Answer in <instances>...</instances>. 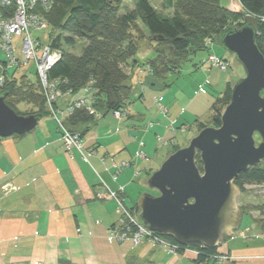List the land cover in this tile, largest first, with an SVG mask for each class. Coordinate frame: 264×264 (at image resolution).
Returning <instances> with one entry per match:
<instances>
[{
    "label": "crops",
    "instance_id": "crops-1",
    "mask_svg": "<svg viewBox=\"0 0 264 264\" xmlns=\"http://www.w3.org/2000/svg\"><path fill=\"white\" fill-rule=\"evenodd\" d=\"M208 52L227 59L214 43L209 51L184 64L175 73L177 79L188 72L206 77L205 86L218 85V76H213L215 67L199 65ZM143 78L137 79L135 91V98L141 100L145 98L139 88L144 85ZM170 93L165 92V97L155 96L163 99L168 114L154 101L157 113L155 107L146 113L142 109L129 112L128 108L127 115L120 119L110 114L99 118L97 125L82 138L88 161L78 150L73 156L68 154L61 130L51 115L42 117L30 132L0 137V264H60L61 260L75 264H130L131 261L197 264V256L191 251L174 254L152 241L136 246L130 240H110L109 230L117 220V203L108 198L103 184L113 191L123 187L127 203L133 176L139 171L147 174L153 170L155 165L149 155L155 144L149 131L155 127L153 120L160 121L161 116L162 123L155 131L157 136L165 130L164 125L168 131L173 120L177 124L176 118L184 112L167 98ZM72 97L67 99L77 96ZM173 113H176L174 117ZM165 118H172L171 123ZM150 123L153 126L146 128ZM143 137L148 138L149 147L142 142ZM169 141L173 145L176 140ZM144 149L147 158L136 157L137 151ZM121 161H130L131 165L116 174V165ZM250 236L252 240L246 250L264 256V235ZM227 248L234 256L245 254L243 248L232 250L229 245Z\"/></svg>",
    "mask_w": 264,
    "mask_h": 264
},
{
    "label": "trees",
    "instance_id": "trees-1",
    "mask_svg": "<svg viewBox=\"0 0 264 264\" xmlns=\"http://www.w3.org/2000/svg\"><path fill=\"white\" fill-rule=\"evenodd\" d=\"M53 1L52 7L44 15L48 26L53 29L51 35L55 34L50 42L54 48L62 51V58L50 69L48 76L50 80L57 81L64 92V97L54 105L65 110L79 96L88 94L91 96L90 105L101 115L98 117L82 106L75 107L73 112L64 117L66 127L79 134L81 140L104 115L115 117V111L121 112L122 117L127 115L136 91L133 83L135 76H143L142 83L150 86L155 84L159 88H168L171 86L165 81L168 75L180 72L184 64L209 51L212 42H220L228 28L253 24L257 32L256 44L264 55V0H237L239 10L224 5L223 0H166L161 10L152 0H133L131 9H124L125 0ZM246 15L251 16V19L247 21ZM208 42L211 46L207 45ZM80 43L81 51L74 52L72 48ZM141 54L143 57L139 56ZM144 66L152 70L143 68V73L138 74ZM20 68L7 70L6 82L0 88V93L5 94L6 103L22 115H51L35 66L36 80H32L27 73H19ZM232 83L227 82L222 95L213 104L211 126L221 125L224 110L219 108V103L222 100L226 101L225 106L230 103ZM262 94L264 96V91ZM71 96L77 97L69 101L67 97ZM22 104L28 109L21 110ZM206 126L205 123H198L200 130ZM167 143L172 145L170 141ZM172 147L176 151L180 145L173 144ZM196 162L203 172L199 152ZM263 164L264 160L240 173L235 184L241 192H246L247 184L264 183ZM152 173L153 170H149L148 177ZM127 206L134 213L141 211L138 203ZM260 228L264 231V225ZM155 234L177 245L178 253L196 250L197 264H219L214 257L220 246L210 247L201 243L183 245L172 236L159 232ZM60 264L75 263L61 260Z\"/></svg>",
    "mask_w": 264,
    "mask_h": 264
},
{
    "label": "water",
    "instance_id": "water-1",
    "mask_svg": "<svg viewBox=\"0 0 264 264\" xmlns=\"http://www.w3.org/2000/svg\"><path fill=\"white\" fill-rule=\"evenodd\" d=\"M256 35L251 23L226 29L220 45L236 56L245 76L233 86L221 125L202 128L187 146L171 153L148 178L158 194L144 193L139 199L141 222L180 244L218 247L240 227L241 189L235 180L264 160V55ZM41 119V114L17 113L0 93V137L30 132Z\"/></svg>",
    "mask_w": 264,
    "mask_h": 264
},
{
    "label": "rangeland",
    "instance_id": "rangeland-1",
    "mask_svg": "<svg viewBox=\"0 0 264 264\" xmlns=\"http://www.w3.org/2000/svg\"><path fill=\"white\" fill-rule=\"evenodd\" d=\"M133 0H125L124 2V9H131L133 8ZM166 0H152L153 4L158 8L162 9L163 4H165ZM223 4L226 6H229L232 10H239L240 4L237 0H223ZM251 16L246 15V20H250ZM53 32V29L51 26H48L47 28H42L40 31H37L34 33V37L39 39L43 44L48 43L51 41V35ZM20 40V37L14 38V41L18 43ZM213 44L216 43V49L219 53H222L226 58H229L232 62V66L226 70L221 71L220 69L214 68L213 76H218V85L205 86L204 81L205 78H200L199 75L194 73H188L187 75H184L183 77H180L177 79V74L168 75L167 79L165 80L167 83L171 84L166 89L158 88V87H152L145 82L144 85H141L140 91L144 93V99H138L135 98V94L133 95L131 99V103L129 104V112H136L138 109H142L143 112H152V108L155 107L153 104L155 101V96H162L165 97L163 94L165 92L171 91L169 94L170 96H167V98L171 99L172 101H175V104L179 106V109L182 111L184 110L182 115H179L176 119L178 120V123L176 124V120H168L171 125L174 127L169 128L168 131L166 129L167 125L165 126V130L158 132V135L156 136L155 131L157 130V126L160 125V121L155 119L153 120L155 122V127L151 128L150 134L154 138L155 144L151 146V151L149 152L150 157L153 158L154 167L153 172L157 170L160 165L165 161V159L173 152L172 145L167 142H169L170 139H175V144H179L180 148L187 146L190 142V140L195 137L201 130L198 127V123L202 122L207 124L208 126L212 125L214 110H213V104L217 100L218 97L222 95V92L227 84V82H234L232 83L233 86L235 82H237L240 77H243L245 75V70L242 64L236 59V56L233 53H230L226 49H224L220 42H212ZM82 44H78L76 47L72 48L74 52H80L81 51ZM145 48V47H144ZM144 53V52H143ZM140 57H143V54L139 55ZM220 57V56H219ZM0 58L6 59L5 53L0 51ZM221 58V57H220ZM196 60V58H195ZM203 58L200 59V63L202 62ZM190 62V61H189ZM188 64V62L186 63ZM33 62L29 61L26 63L25 67L20 68L19 73H27L28 76L32 80H36V73L35 68L33 66ZM143 68H146V66L139 69V73H143ZM141 77V75H140ZM139 75L135 77L133 83L136 88V84L138 83V80L140 78ZM176 79V82L174 80ZM203 84V85H202ZM202 85V87H201ZM199 87V88H198ZM233 89V87H232ZM177 93H180L177 94ZM87 97V95H85ZM232 96V94H231ZM155 103L159 106V108L165 113L168 114L167 107L163 104V99L161 102ZM226 101L222 100L219 103V108L221 107L223 110L226 109L227 106H225ZM21 110L28 109L24 104L20 106ZM48 110L51 112V108L48 107ZM154 113H157L156 107L154 108ZM176 115V113H173V117ZM153 116V115H151ZM167 116V115H166ZM168 118V117H167ZM111 119V118H110ZM117 119V118H116ZM163 121V120H162ZM153 126V124L151 125ZM257 135L259 137H257ZM144 141L143 143L148 142V138H142ZM256 140L257 143L261 141V137L259 134H256ZM148 147L150 146L149 143H147ZM146 150L144 149V152ZM138 152V151H137ZM147 158V156L145 157ZM264 165V164H263ZM126 167V166H125ZM128 167V166H127ZM134 175V174H133ZM148 175L144 171H139L138 174L133 176V179L129 183V189L127 190L128 196H127V205L134 206L136 203L139 202L140 197L144 193H152V194H158V191L156 189L151 188L148 185ZM246 192H241L238 197V203L241 206V208H244V213L242 216V221L240 224V227L238 230L234 233L231 237H226L224 239V242L219 245L220 248L218 250V260L223 256L224 254H231L233 257V263L232 264H264L262 261L264 256L261 254H256L252 252H248L247 245H250V240H252L250 237L251 234L260 233L264 235V231L260 228L261 225H264V183L258 184V183H251L246 185ZM141 212V211H140ZM130 240V239H127ZM131 241V240H130ZM133 242V241H132ZM129 242H127V247ZM141 242L140 244H142ZM155 243V242H154ZM130 244V243H129ZM156 244V243H155ZM134 245V243H133ZM230 246V248L236 249V248H243L245 251L244 255L241 256H234L231 253V250L227 248V246ZM138 246V245H136ZM159 246V245H158ZM161 247V246H160ZM168 251V250H167ZM176 254V252H171ZM178 253V252H177ZM224 263L225 260L223 261ZM130 264H143L141 261H131ZM231 264V262H230Z\"/></svg>",
    "mask_w": 264,
    "mask_h": 264
},
{
    "label": "built area",
    "instance_id": "built-area-1",
    "mask_svg": "<svg viewBox=\"0 0 264 264\" xmlns=\"http://www.w3.org/2000/svg\"><path fill=\"white\" fill-rule=\"evenodd\" d=\"M53 3V0H0V49L6 55V59L0 60V88L6 82L7 70L24 67L27 62L32 61L40 78L48 107L51 108V116L61 130V138L68 154L73 156L74 151L78 150L82 157L88 161L89 154L84 148L83 141L79 134L73 133L66 127L64 117L73 112L75 107L82 106L87 107L92 114L98 117L101 115L90 105L91 96L88 94L79 96L65 110L55 107L54 104L57 100H61L64 97V92L57 81L49 79L48 73L61 60L62 51L54 48L51 42L43 44L39 39L34 37L35 32L48 27L44 14L52 7ZM16 37H20L18 43L14 41ZM207 45L211 46V43L208 42ZM206 63L216 66L223 71L227 70L232 64L230 60L222 59L212 52H208L203 57L201 64L204 65ZM145 69L152 70L150 67H146ZM161 100V98H155L156 102L160 103ZM114 116L120 119L122 113L115 111ZM152 124L150 123L147 128L151 127ZM171 126L174 127L173 125ZM146 156V153L142 150L136 153V157L138 158H145ZM130 165V161H121L116 165V174H119L125 166ZM103 187L106 190L108 198L115 200L117 203V220L109 230L111 241L130 239L135 245L145 241H152L165 250L177 252V245L156 236L155 231L148 229L141 222L140 212L134 213L125 204L122 196L124 192L123 187L119 191L111 190L106 183L103 184ZM187 251L193 252L196 256L198 255L196 250L188 249ZM214 260L218 261L219 264L233 263V257L228 253L221 256L219 260L217 254ZM224 260L226 263L223 262Z\"/></svg>",
    "mask_w": 264,
    "mask_h": 264
}]
</instances>
